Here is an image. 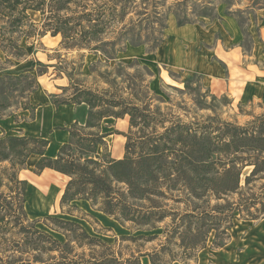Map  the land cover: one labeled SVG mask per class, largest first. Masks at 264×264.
I'll list each match as a JSON object with an SVG mask.
<instances>
[{"label": "trees", "instance_id": "16d2710c", "mask_svg": "<svg viewBox=\"0 0 264 264\" xmlns=\"http://www.w3.org/2000/svg\"><path fill=\"white\" fill-rule=\"evenodd\" d=\"M128 1L132 0H0V50L5 54V63L13 65L11 58L20 60L27 56L21 45L23 39L29 42L48 34L60 36L61 48L68 51L103 54L106 62L117 59L131 44L123 26L132 13ZM32 14L40 15L38 23L33 21ZM188 23L178 16L180 26ZM116 24L123 28L116 31L114 40H108ZM165 28L163 24L161 29ZM161 43L157 40L153 50ZM143 44L138 41L131 45ZM46 68L38 71L36 64H32L17 74L1 73L0 119L19 98L21 109L35 120L41 105L25 102L24 95L36 90V76L46 75ZM105 83L111 85L109 80ZM70 90L74 93L67 99H56L52 104L86 105L87 118L83 125H71L67 143L54 157L46 154L51 143L48 139L25 135L0 137V165L10 164L9 168L0 169V176L8 181V193L0 192V237L15 231V243L24 244L13 251L20 255L13 264H118L114 256L88 261L75 258L73 244L82 247L85 243H102L76 221L46 218L55 224L53 230L65 236V244L37 229L34 222L25 225L28 183L20 180L18 174L31 156L39 158L36 174L51 170L69 178L60 201L62 210L69 208L68 215H74L77 209L74 202L83 200L120 224L138 229L155 228L172 217L174 232L179 231L187 260H193L197 250L205 249L212 232L216 241L222 239L221 235L226 236L224 243L218 245L220 248L226 244L234 221L264 220V115L246 126L224 123L213 131L207 126L193 127L180 122H170L158 131L148 107L139 100L77 84L63 88L64 92ZM125 117H129L130 132L124 134L127 142L123 158L115 159L106 142L111 132L104 133L102 125L106 120ZM133 129L137 131L132 132ZM3 186L0 182V189ZM213 197L223 203L210 206ZM233 197L237 200L231 201ZM169 201L184 205L186 210L177 212L170 208ZM156 237L149 236L147 241ZM145 238L124 236L121 240ZM142 257H148L149 264H158V252ZM135 264L142 263L135 258Z\"/></svg>", "mask_w": 264, "mask_h": 264}, {"label": "rangeland", "instance_id": "374dc122", "mask_svg": "<svg viewBox=\"0 0 264 264\" xmlns=\"http://www.w3.org/2000/svg\"><path fill=\"white\" fill-rule=\"evenodd\" d=\"M128 3H130L132 13L127 17L123 26L126 28L131 44L141 41L144 42L143 45L134 47L127 44L126 51L120 53L117 59L106 62L103 54H91L86 50L68 51L61 48L60 36L54 38L48 34L29 42L23 39L21 45L26 48L27 56L20 60L11 58L13 65L5 63V54L0 50V75L3 71L9 74L20 73L31 68L32 64H36L38 71L44 70L47 66L46 75L38 76L36 72L34 73L37 75V88L34 92L24 95L25 102L32 103L34 96L38 99L44 98L45 95H48L51 101L65 100L74 91L64 92L63 88H70L73 84L101 92L108 89L112 96H123L125 99L143 102L148 107V114L154 117L153 126L158 125V131H162L163 125L169 126L170 122H180L193 127L207 126L213 131L224 123L246 126L255 118L264 115V98L239 100L230 94L212 90L199 74L186 75L159 66L154 57L156 50H153L157 40H162V43L166 41L168 28L171 22H178V16L183 21L198 23L201 20L211 21L220 15H234L239 17L243 24L247 14L256 9H264V0H132ZM125 4L126 2H123V6ZM32 18L35 23H38L40 15L32 14ZM163 24H166L165 29H161ZM122 28V25L118 24L113 26L107 39L114 40L116 31ZM113 31L115 33H112ZM247 47H249L248 43H246V49ZM107 80L110 81V86L105 83ZM38 90L40 92L36 96ZM20 101L19 98L15 100L14 106L5 111V116L17 117L22 113L23 110L18 104ZM83 109L88 112L87 106ZM85 119L84 111H78L76 122L83 125ZM30 120V117H27V121ZM69 121V117L62 119L63 123ZM64 128L61 125L52 130L61 135ZM29 129L30 132L34 131L32 128ZM102 131L111 132L106 142L112 157L116 156L121 149L125 153L127 139L124 134L130 132L129 117L104 121ZM136 131V129L132 130V132ZM148 132L152 130L149 129ZM57 144L56 142L53 147L55 148ZM54 148L50 151L47 149V152L55 156L57 152ZM38 159L37 156H31L24 169L18 174L20 180H26L28 183L24 205L28 222L25 225L34 222L37 229L65 244V236L53 230L55 224L47 221L46 218L53 217L78 222L90 236L99 239L102 243L94 246L85 243L82 247L73 244L76 259L88 261L93 257L112 258L114 256L118 264H135V258H138L142 264H149L148 257H142V255L158 252V264H171L175 261L174 264H198L200 253L204 249L197 250L193 260L185 259L186 252L181 247L179 231L174 232L172 217L155 228L138 229L131 224H120L114 218L97 211L85 202H79L77 209H74V215H68L66 212L69 208L62 210L60 201L69 178L51 170L36 174L35 165ZM9 167V163L0 165L1 171ZM43 178L49 186L45 184L47 187H44L40 184ZM0 182L4 184L0 192L7 194L8 181L4 180L1 175ZM231 199L235 201L237 197ZM210 202V206H215L218 202L222 204L223 200L217 201L213 197ZM168 205L180 213L186 210L184 205H175L173 201H169ZM14 233L15 231L0 237V264H13L14 259L20 256L13 251L16 252L17 247H22L24 244L18 246L15 243L18 239L12 235ZM138 235H145L146 238L134 241L121 240L124 236L136 237ZM154 235L157 236L156 239L151 242L147 241L149 236ZM229 235L226 244L218 248V245L224 243L223 239L226 236L221 235L222 239L216 241L215 232H212L205 247L207 254L213 258L215 255L220 258L224 254L221 249L232 248L236 256L235 264H264V220L257 222L236 220ZM23 251H28V249L24 248Z\"/></svg>", "mask_w": 264, "mask_h": 264}, {"label": "crops", "instance_id": "0c3cea01", "mask_svg": "<svg viewBox=\"0 0 264 264\" xmlns=\"http://www.w3.org/2000/svg\"><path fill=\"white\" fill-rule=\"evenodd\" d=\"M246 43L249 45L247 49ZM154 57L158 65L167 70L201 75L208 87L217 92L230 94L239 100L264 98V9L247 14L243 24L234 15H220L211 21L201 20L183 26L177 21L171 22L168 37L156 49ZM34 98L31 104L41 105L36 110L35 120L27 121V117H30L28 111H23L17 117L5 116L0 119V137L25 135L45 138L51 141L48 151L57 142L54 151L58 152L69 139L68 129L76 122L78 111L83 110L87 118L88 112L83 109L86 105L56 107L48 95ZM64 117H69L70 121L63 123ZM61 125L65 128L60 135L53 130ZM29 128L34 131L30 132ZM46 154L54 157L49 152ZM123 156L121 149L113 157L122 159ZM79 202L90 205L83 200L74 204L78 206ZM221 250L224 254L220 258L217 255L213 258L204 249L198 264H235L233 249Z\"/></svg>", "mask_w": 264, "mask_h": 264}, {"label": "bare ground", "instance_id": "6f19581e", "mask_svg": "<svg viewBox=\"0 0 264 264\" xmlns=\"http://www.w3.org/2000/svg\"><path fill=\"white\" fill-rule=\"evenodd\" d=\"M40 184H42L44 187H47L46 185L49 186V183H48L44 178L41 179ZM45 184H46V185H45ZM52 191H53V190H52ZM40 192H41V189H40ZM47 196H49V195L47 194ZM41 198L44 199V198L42 197V195H41Z\"/></svg>", "mask_w": 264, "mask_h": 264}]
</instances>
